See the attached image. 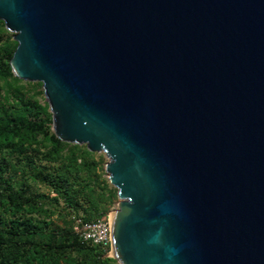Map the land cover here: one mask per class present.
Here are the masks:
<instances>
[{
  "label": "water",
  "instance_id": "95a60500",
  "mask_svg": "<svg viewBox=\"0 0 264 264\" xmlns=\"http://www.w3.org/2000/svg\"><path fill=\"white\" fill-rule=\"evenodd\" d=\"M0 21L54 136L108 159L106 256L264 264V0H0Z\"/></svg>",
  "mask_w": 264,
  "mask_h": 264
},
{
  "label": "trees",
  "instance_id": "16d2710c",
  "mask_svg": "<svg viewBox=\"0 0 264 264\" xmlns=\"http://www.w3.org/2000/svg\"><path fill=\"white\" fill-rule=\"evenodd\" d=\"M15 46L0 21V155L16 157L15 162L0 157V264H118L106 256L108 246L79 239L69 218L60 216L61 225H55L45 207L61 202L63 210L95 220L107 212L115 189L104 181L94 184L96 162L84 145L63 142L49 130L41 84L10 70ZM28 172L54 196L29 192L23 180ZM17 174L23 181L17 183Z\"/></svg>",
  "mask_w": 264,
  "mask_h": 264
},
{
  "label": "rangeland",
  "instance_id": "374dc122",
  "mask_svg": "<svg viewBox=\"0 0 264 264\" xmlns=\"http://www.w3.org/2000/svg\"><path fill=\"white\" fill-rule=\"evenodd\" d=\"M9 33L12 34L11 32H9ZM39 101H40V103L46 102L45 99H44V96ZM48 112H49V110H48ZM48 127H49V130L51 131V122L48 124ZM80 146H83V145H80ZM3 156L6 158L7 161H11V162H15L16 161V157L14 155H12V154L3 153V154L0 155V157H3ZM90 159H92V160H94V162H96V166L93 168V171H94V173L96 175H95V177L94 176L92 177V180H93L94 184L96 182H98L99 186H101L102 185L101 182L104 181L108 189H110V190L111 189H115L108 182L107 174L104 171V165L108 161V159L105 157V155L102 152H98V153L97 152H91ZM41 163L44 164V161H41ZM50 166H56V164H50ZM26 176L27 177H23V180L25 182V185H27L29 192H31L33 194L34 193L35 194H37V193L48 194L49 197L54 196V193L49 192L46 187H44L43 185L39 184L38 182H35V181L31 180L30 179V172H28L26 174ZM21 180L22 179L17 174V176H16L17 183L21 182ZM95 187L97 188V186H95ZM116 204H117V196H116V189H115L113 201H112L111 204H109L108 210H107V212L105 214H107L110 211L114 210L116 208ZM45 207L48 210H51L53 212L51 218L53 219L55 225H61L60 216L66 218V219L69 218L71 220L72 217L76 215L74 213H69L68 211L63 210L61 202H58V204H54L52 202L51 203L50 202H45ZM79 214H81V213L79 212Z\"/></svg>",
  "mask_w": 264,
  "mask_h": 264
},
{
  "label": "built area",
  "instance_id": "2783aa9c",
  "mask_svg": "<svg viewBox=\"0 0 264 264\" xmlns=\"http://www.w3.org/2000/svg\"><path fill=\"white\" fill-rule=\"evenodd\" d=\"M112 211L90 221L84 220L80 214L73 216L71 219L72 231L82 241L90 242L91 244L98 245L101 248L108 246L110 251V214ZM109 251L106 253V255L109 253Z\"/></svg>",
  "mask_w": 264,
  "mask_h": 264
},
{
  "label": "bare ground",
  "instance_id": "6f19581e",
  "mask_svg": "<svg viewBox=\"0 0 264 264\" xmlns=\"http://www.w3.org/2000/svg\"><path fill=\"white\" fill-rule=\"evenodd\" d=\"M113 214L111 213L110 214V224L112 223L113 221ZM109 255H116V249H115V246L114 244H111V248H110V251H109Z\"/></svg>",
  "mask_w": 264,
  "mask_h": 264
}]
</instances>
